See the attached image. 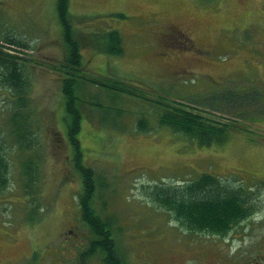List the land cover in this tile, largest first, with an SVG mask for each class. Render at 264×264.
Wrapping results in <instances>:
<instances>
[{
	"label": "rangeland",
	"instance_id": "1",
	"mask_svg": "<svg viewBox=\"0 0 264 264\" xmlns=\"http://www.w3.org/2000/svg\"><path fill=\"white\" fill-rule=\"evenodd\" d=\"M70 14L83 41L111 30L119 31L123 39L120 56L85 46L83 74L125 81L147 97L200 109L209 102L205 96L199 105L198 98L209 93L207 97L218 98L204 108L210 114L205 117L235 119L252 130L230 134L223 145L200 147L159 126L148 99L95 86L82 93L81 158L105 180L94 208L114 222L115 243L125 264H197L196 255L204 249L230 258L261 246L264 117L257 124L263 128L246 118L264 110L257 112L254 100H245L264 90V0H70ZM173 25L190 29L193 49L164 41L166 28ZM6 36L27 41V53L3 44ZM63 36L56 0H0V48L22 53L20 62L29 82L25 106L20 107L13 90L0 87V131L11 165V185L0 192V264H31L34 253L32 264H103L101 253L82 258L93 234L81 219L78 198L83 179L67 135L60 80L66 74ZM176 63H181L179 70ZM141 117L150 131L137 129ZM19 132L23 147L29 149H20L15 138ZM29 159L39 175L33 195L24 190L23 170ZM203 173L221 177L230 187H242L257 209L230 236L234 239L190 234L151 198L158 184L181 185ZM33 216L40 218L30 224L27 217Z\"/></svg>",
	"mask_w": 264,
	"mask_h": 264
},
{
	"label": "trees",
	"instance_id": "2",
	"mask_svg": "<svg viewBox=\"0 0 264 264\" xmlns=\"http://www.w3.org/2000/svg\"><path fill=\"white\" fill-rule=\"evenodd\" d=\"M69 3L70 0H57V12L66 44V56L62 65V68L66 70V75L62 79V92L66 108L65 120L74 150V163L83 179V190L79 196L81 219L93 234V240L87 251L82 254V258L101 253L103 264H125V259L114 240V222L109 217H101L94 208L98 187L106 184L101 176L94 174L92 168L82 164L81 148L78 141L82 111L78 106L80 97L77 94L80 81L87 80L80 71L81 48L88 45L100 53L122 55L123 40L119 32L113 30L95 35L94 38L90 36L89 40L83 41L73 29ZM119 17L123 18L124 16L119 15ZM8 42L26 46L12 39H8ZM19 60L18 57L0 49V84L13 90L17 103L24 106L27 93L25 88L29 82L25 75L24 65ZM252 98L254 103L262 105L260 94L256 93ZM158 110L161 126L169 127L173 132L195 140L200 147L223 144L227 141L229 134L243 129L235 120L224 122L214 117L212 119L211 116L205 117L202 113H196L189 106L179 102L161 99L158 101ZM17 117L14 115L13 120L17 121ZM143 125L144 122L140 121V126ZM9 172L5 142L0 132V191H4L9 186ZM27 176L26 190L33 193L35 178L31 172H28ZM150 195L153 201L172 212L174 218L190 231L223 234L230 229L233 223L244 220L255 212L253 202L242 194L240 188L236 189L225 185L217 177L209 174H202L197 181L185 187L158 185V188L153 189ZM35 209L36 206L32 209L34 214H36ZM39 218L27 217V220L30 224H34ZM36 254H33L30 260L31 264L34 263Z\"/></svg>",
	"mask_w": 264,
	"mask_h": 264
},
{
	"label": "flooded vegetation",
	"instance_id": "3",
	"mask_svg": "<svg viewBox=\"0 0 264 264\" xmlns=\"http://www.w3.org/2000/svg\"><path fill=\"white\" fill-rule=\"evenodd\" d=\"M235 232L236 230H232L223 234V236L230 237L235 235ZM217 237L220 238L221 235H218ZM205 258L212 261L210 264H264V243L249 253L240 252L239 254L230 255V258L217 251L208 250L205 253ZM205 261L203 260L200 264H208V262Z\"/></svg>",
	"mask_w": 264,
	"mask_h": 264
}]
</instances>
